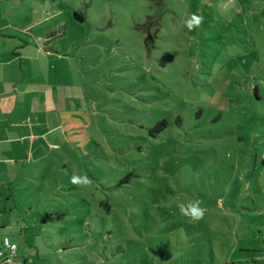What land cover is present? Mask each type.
Segmentation results:
<instances>
[{
  "label": "rangeland",
  "instance_id": "obj_1",
  "mask_svg": "<svg viewBox=\"0 0 264 264\" xmlns=\"http://www.w3.org/2000/svg\"><path fill=\"white\" fill-rule=\"evenodd\" d=\"M28 2L60 53L50 79L66 94L68 139L62 160L12 181L18 210L5 219L27 222L20 252L45 264H264V0ZM192 14L203 19L189 30ZM190 200L205 209L198 222L180 214Z\"/></svg>",
  "mask_w": 264,
  "mask_h": 264
},
{
  "label": "crops",
  "instance_id": "obj_2",
  "mask_svg": "<svg viewBox=\"0 0 264 264\" xmlns=\"http://www.w3.org/2000/svg\"><path fill=\"white\" fill-rule=\"evenodd\" d=\"M34 18L28 0H0V246L4 236L16 243L12 264H35L36 258L49 262L33 250L20 252L16 240L27 222L19 214L5 219L6 211L18 210L14 200L8 204L19 191L12 181L36 178L40 167L62 160L56 149L65 147L68 139L66 94L50 79L52 60L60 53L48 40L50 28L39 27ZM261 164L264 167V161ZM85 264L99 262L89 259Z\"/></svg>",
  "mask_w": 264,
  "mask_h": 264
},
{
  "label": "clouds",
  "instance_id": "obj_3",
  "mask_svg": "<svg viewBox=\"0 0 264 264\" xmlns=\"http://www.w3.org/2000/svg\"><path fill=\"white\" fill-rule=\"evenodd\" d=\"M202 19L201 16L192 14V16L185 22L186 27L189 30H192L194 27H198L201 24ZM71 183L77 186H87L91 184L92 181L87 176L73 175ZM178 207L182 216H186L194 222L203 219L205 214V209L201 208L199 202L196 200H190L186 204L178 205ZM257 259H264V257H257Z\"/></svg>",
  "mask_w": 264,
  "mask_h": 264
},
{
  "label": "trees",
  "instance_id": "obj_4",
  "mask_svg": "<svg viewBox=\"0 0 264 264\" xmlns=\"http://www.w3.org/2000/svg\"><path fill=\"white\" fill-rule=\"evenodd\" d=\"M73 17L75 18V19H78L79 21H83V19H84V17H82L79 13H77V12H73ZM148 39H150V37L149 36H147L146 38H145V46H146V49H147V52H149L150 51V46H149V44H148ZM256 90H257V88L255 87V89H254V96H255V98L256 99H259L258 98V96H257V92H256ZM167 126V122L165 121V120H160V121H158L151 129H149V134L151 135V136H155L157 133H159L160 131H162L165 127ZM127 182V177H125V178H123L122 180H120V181H118L115 185H114V187H113V189H117V188H119L120 187V185L122 184V183H126ZM98 205L106 212V213H109V211H110V207H109V204L107 203V201L106 200H101V201H99V203H98ZM220 211H222V210H220ZM116 249V248H115ZM122 251V248L121 247H119V248H117L116 249V252H121Z\"/></svg>",
  "mask_w": 264,
  "mask_h": 264
},
{
  "label": "built area",
  "instance_id": "obj_5",
  "mask_svg": "<svg viewBox=\"0 0 264 264\" xmlns=\"http://www.w3.org/2000/svg\"><path fill=\"white\" fill-rule=\"evenodd\" d=\"M17 250V245L9 237L4 236L1 239L0 246V264H12ZM264 257V256H261ZM264 262V259H257Z\"/></svg>",
  "mask_w": 264,
  "mask_h": 264
}]
</instances>
